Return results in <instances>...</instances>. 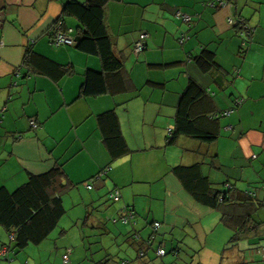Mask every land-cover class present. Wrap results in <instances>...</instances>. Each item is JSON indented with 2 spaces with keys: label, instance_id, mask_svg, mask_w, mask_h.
<instances>
[{
  "label": "crops",
  "instance_id": "crops-1",
  "mask_svg": "<svg viewBox=\"0 0 264 264\" xmlns=\"http://www.w3.org/2000/svg\"><path fill=\"white\" fill-rule=\"evenodd\" d=\"M69 1L0 0V188L13 192L30 175L59 168L56 186H69L64 192L78 185L95 192L82 201L88 213L77 215L82 231L101 227L93 207L98 200L93 199L106 195L104 190H117L120 197L113 202L118 205L107 208L104 221L125 228L104 230L127 257L111 264H264V0H233L222 8L210 7L212 0L108 1L105 27L122 69L105 80V93L87 97L81 95L85 74L101 72L100 59L75 44H51V29L58 23L77 40L78 21L63 12ZM177 12L189 16L190 23ZM232 18L251 28L244 48L237 28L228 24ZM140 34L147 35L145 50L134 55ZM181 35L188 37L183 44ZM203 50L216 63L208 73L195 63ZM189 81L204 91L191 107L192 118H198L200 129L217 133V139L208 143L181 135L169 144L168 131L174 129ZM236 99L243 100L241 106L212 123V116L232 108ZM106 113L113 114L112 130L119 131L120 147L114 153L104 140L108 124L101 117ZM193 165L214 190L228 183L234 198L239 192L254 193L248 208H238L249 229L234 237L219 210L183 188L173 169ZM89 180L90 190L84 185ZM123 208L133 211L134 223L120 222ZM56 227L31 245L55 253L56 259L61 256L63 264H110L107 259L117 251H107L101 239L91 254L90 239L88 245L82 239L89 233L80 234L82 243L61 242L66 231L61 228L54 237ZM13 239L0 226L5 261ZM77 246L83 247L80 256ZM159 248L165 250L162 257L156 256Z\"/></svg>",
  "mask_w": 264,
  "mask_h": 264
},
{
  "label": "trees",
  "instance_id": "trees-1",
  "mask_svg": "<svg viewBox=\"0 0 264 264\" xmlns=\"http://www.w3.org/2000/svg\"><path fill=\"white\" fill-rule=\"evenodd\" d=\"M108 1L111 0H70L63 10L64 15L72 16L78 21L75 47L81 52L97 56L101 61V72L88 70L85 74V82L81 88V95L85 97L105 93L107 90L105 80L109 76H117L122 69V62L112 50L105 27L104 5ZM232 1L227 0L230 4ZM195 63L203 73H208L216 65L214 55L207 50H203L195 58ZM203 95L202 88L194 81H189L176 108L174 129L168 137L169 144L174 143L181 135L208 143L217 139V133L200 129L196 124L198 118H192L191 115V107ZM112 115L106 113L101 117V121L108 124L104 140L109 151L114 153V150L119 151L120 137L118 130H112ZM217 120L218 118L213 119L212 123H217ZM173 172L183 188L191 193L196 201L221 212L222 223L233 231L234 237L249 229L246 219L238 215L239 207L248 208L247 206L251 205L248 203L250 198L245 193L239 192L234 198L231 194L233 188L231 190L224 188L222 191L212 189L197 165L178 166ZM61 176V170L54 168L41 176L30 175L27 183L13 192L7 191L4 187L0 188V226L14 235L16 249L22 250L28 244L43 241L65 214L60 194L69 186H56ZM241 198L243 202L239 203Z\"/></svg>",
  "mask_w": 264,
  "mask_h": 264
},
{
  "label": "rangeland",
  "instance_id": "rangeland-1",
  "mask_svg": "<svg viewBox=\"0 0 264 264\" xmlns=\"http://www.w3.org/2000/svg\"><path fill=\"white\" fill-rule=\"evenodd\" d=\"M175 148V150H177V147H173ZM80 185H78L77 187L72 188L71 191H68L67 193L64 192L62 193V199L66 205L65 211L66 213L60 218V221L58 223V226L56 227V229L54 230L55 233L52 234V236L56 237L58 232H61V228H64L66 231V234L63 236V240L61 242H74L75 240L78 241V243H82L80 241V234L86 232L89 233L86 236H82V239L84 241H86V244L88 245L89 240L90 239L91 242H89V245L91 247V254L94 253L95 251V247L96 245L100 244V241L102 239L103 241V245L106 248L107 251H116L118 249V247L116 245H113V243L111 242L110 237H108V235H106L104 228L107 229V231L113 233L114 231H116L118 228H125L124 225L117 223V224H113V223H108L105 222V217L108 214V212L106 211L107 208L109 209L111 206H117L118 204L113 202V200L110 198V196L108 197L109 194L113 193L114 191H112L111 193H107V191L104 193H106V195H100V197H96L93 200L96 201L98 200V204L97 201L94 202L93 207H94V211H95V217L96 219L99 221V223L101 224L100 228L95 227L96 229L88 231L87 228L85 227V229L82 231L83 226H76V218L77 215L82 214L83 218L85 215V212L88 213V211L86 210V207H84V204L82 203L83 200H89L90 195H95L94 191H86L84 189H82L81 187H79ZM224 186H221V188H223ZM95 190V189H94ZM74 202H76L74 204ZM90 203V202H89ZM75 205V206H73ZM110 214V213H109ZM82 218V219H83ZM103 228V229H102ZM81 230V232H80ZM80 232V233H79ZM102 232L104 233V235L102 236ZM59 234V233H58ZM86 237V238H85ZM49 240H52V237L49 238ZM94 244V245H93ZM13 245V244H12ZM74 246V245H73ZM71 246L72 249H75V246L73 247ZM39 247L35 246V245H29L27 247H25L23 250H18L15 247H13L12 251L9 252V257H8V261H5V259L0 257V264H63L62 263V259L61 256H58V259H56V254H45L42 251H39L38 249ZM97 250V248H96ZM96 252V251H95ZM77 253L78 256L83 254V247L81 246H77ZM97 253V252H96ZM120 253V254H119ZM90 257V255H89ZM123 257H127V254L125 251L123 250H117L115 252L114 255H110V258H108V262L113 263L114 261H116V263L118 261H120V259H123ZM78 260V259H77Z\"/></svg>",
  "mask_w": 264,
  "mask_h": 264
},
{
  "label": "built area",
  "instance_id": "built-area-1",
  "mask_svg": "<svg viewBox=\"0 0 264 264\" xmlns=\"http://www.w3.org/2000/svg\"><path fill=\"white\" fill-rule=\"evenodd\" d=\"M208 5L210 7L222 8V7H225L227 5H230V3L227 2V0H212V2H210ZM176 17L180 18L184 23H190V21H191V18L189 16L183 15L180 12L176 13ZM228 24H229V26H232L233 28H237V35L242 40V47L244 48V46H246V44L248 43L249 36L251 35V28H249L248 25L246 24L245 20H243L241 18L229 19ZM188 26H190V25H188ZM51 30H52L51 31V33H52L51 34V44L53 46H56V47H58V46H73L75 44V39L71 35L72 34L71 29H64L62 27V24L58 23V24H54ZM146 38H147L146 34H140L138 41L133 46L134 55H138L145 50ZM187 39H188L187 36L181 35V37L179 38V43L183 44ZM242 102H243L242 99H236L233 103L232 108H230L229 110L223 111V112L215 113L212 117L223 118V117L229 116L239 106H241ZM30 126L33 129H37L39 127V125H37V123L35 122L34 119L30 120ZM228 129H230V128H228ZM168 133L170 135L171 131L169 130ZM105 173H106V170H103V172H101V175L105 174ZM92 182H93V180H89L86 183H84L85 187L88 190H90L92 188V185H91ZM224 188H226L227 190H231L232 186L230 184H226L224 186ZM261 189L264 192V186H262ZM245 194L251 198L254 197L253 192H246ZM119 197H120V195H119V192L117 190H115L113 193L110 194V198L113 201H118ZM134 218H135V215L130 208L129 209L123 208L122 210H120L119 220L123 224L134 223ZM159 226H160V224H158V223L153 224L154 229H158ZM9 238H10V240H12V238H13L12 235H10ZM148 244H149V242H147V245ZM155 253H156L157 257H162L165 255V250L163 248H159ZM0 255L2 257H5L7 255V249L4 248L3 250H1ZM138 255H139V258H142L144 256V252L139 251ZM261 257L264 260V248L262 249ZM63 261L65 263H67L68 259H67L66 255L63 256Z\"/></svg>",
  "mask_w": 264,
  "mask_h": 264
},
{
  "label": "water",
  "instance_id": "water-1",
  "mask_svg": "<svg viewBox=\"0 0 264 264\" xmlns=\"http://www.w3.org/2000/svg\"><path fill=\"white\" fill-rule=\"evenodd\" d=\"M75 42H76V40H75Z\"/></svg>",
  "mask_w": 264,
  "mask_h": 264
}]
</instances>
